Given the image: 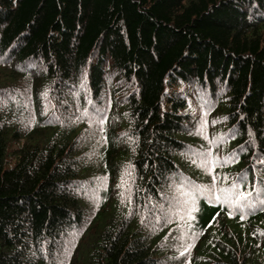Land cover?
<instances>
[{"label":"trees","instance_id":"obj_1","mask_svg":"<svg viewBox=\"0 0 264 264\" xmlns=\"http://www.w3.org/2000/svg\"><path fill=\"white\" fill-rule=\"evenodd\" d=\"M0 264H264V0H0Z\"/></svg>","mask_w":264,"mask_h":264},{"label":"snow or ice","instance_id":"obj_2","mask_svg":"<svg viewBox=\"0 0 264 264\" xmlns=\"http://www.w3.org/2000/svg\"><path fill=\"white\" fill-rule=\"evenodd\" d=\"M213 179L215 180V177H213ZM237 187V185H233V188H236ZM221 191L222 192H231V190H227V189H221ZM249 196H250V194H247V193H243V192H238V193H236V199H235V203L236 204H238V205H240V206H245L244 205V202L245 201H247L248 200V198H249ZM220 199V197H217V200H219ZM247 206H249V207H251V205L249 204V205H247ZM243 218V217H242Z\"/></svg>","mask_w":264,"mask_h":264},{"label":"rangeland","instance_id":"obj_3","mask_svg":"<svg viewBox=\"0 0 264 264\" xmlns=\"http://www.w3.org/2000/svg\"><path fill=\"white\" fill-rule=\"evenodd\" d=\"M191 104V102H190ZM193 111L196 112L197 111V108L193 106Z\"/></svg>","mask_w":264,"mask_h":264}]
</instances>
